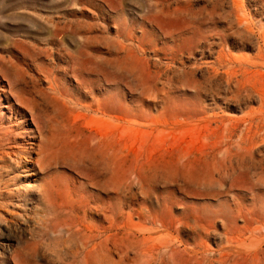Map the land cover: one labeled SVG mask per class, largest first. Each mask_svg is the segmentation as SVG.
<instances>
[{"label": "rangeland", "instance_id": "1", "mask_svg": "<svg viewBox=\"0 0 264 264\" xmlns=\"http://www.w3.org/2000/svg\"><path fill=\"white\" fill-rule=\"evenodd\" d=\"M0 264H264V0H0Z\"/></svg>", "mask_w": 264, "mask_h": 264}, {"label": "bare ground", "instance_id": "2", "mask_svg": "<svg viewBox=\"0 0 264 264\" xmlns=\"http://www.w3.org/2000/svg\"><path fill=\"white\" fill-rule=\"evenodd\" d=\"M101 163V162H100ZM97 171V170H96ZM100 175V174H99ZM60 208V207H59ZM104 231H107V227L106 228H104ZM73 235H74V233H73ZM75 236V235H74ZM88 241V240H87ZM87 241H83L82 243H81V248H86V245H87ZM75 245H77V244H75ZM102 246V245H101ZM100 251H101V249H100ZM101 253V252H100Z\"/></svg>", "mask_w": 264, "mask_h": 264}]
</instances>
